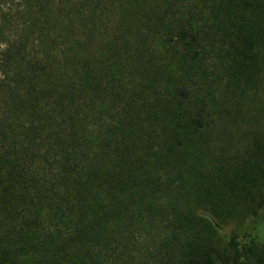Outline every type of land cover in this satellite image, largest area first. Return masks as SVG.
<instances>
[{
	"label": "trees",
	"instance_id": "trees-1",
	"mask_svg": "<svg viewBox=\"0 0 264 264\" xmlns=\"http://www.w3.org/2000/svg\"><path fill=\"white\" fill-rule=\"evenodd\" d=\"M51 10L44 53L25 60L9 46L0 61V264L131 261L141 227L159 230L134 255L146 264H264V102L241 148L216 153L210 111L186 102L188 89H176L181 102H154L160 114L140 128L143 105L96 101L109 79L92 59L103 35L110 56L122 48L149 65L156 33L167 50L217 58L231 82L250 80L264 61V0ZM124 32L138 42L119 43Z\"/></svg>",
	"mask_w": 264,
	"mask_h": 264
},
{
	"label": "rangeland",
	"instance_id": "rangeland-1",
	"mask_svg": "<svg viewBox=\"0 0 264 264\" xmlns=\"http://www.w3.org/2000/svg\"><path fill=\"white\" fill-rule=\"evenodd\" d=\"M63 2L64 0H0V61L4 50L10 47L23 53L25 60L34 54L42 55L50 34L49 25L59 19V13H51V9L54 6L60 7ZM149 36L150 51L142 57L152 59L150 58L149 65L141 62L138 67L137 57L123 52L122 48L114 56H110L113 49L104 51L105 37L102 35L94 45L92 59L100 79L106 69L109 83H101L103 86L100 87V93L103 94L97 96L96 101H104L113 106L116 103L118 108L129 101L143 105L140 110L141 128L142 124L147 126L143 122L148 120L151 124V117L160 114L155 108L160 101L172 105L180 101L182 97L178 96L176 89L185 87L190 91L186 102L206 105L210 111L214 121L213 130L207 134L213 141L210 149L216 153L220 149L230 152L240 149L248 131L256 125V115L264 102V61L259 63L252 79L246 80L240 75L238 81L231 82L232 78L225 74L224 65L217 58L213 61L210 56L190 58L179 52L174 53L167 50L164 44L161 45L156 33ZM117 39L119 43H128L138 42L139 37L124 32ZM21 65L24 69L29 67L24 61ZM119 87L125 90L120 98H116L115 92ZM156 101L159 103L153 105ZM158 231L157 228L138 229L137 242L133 248L128 247L132 260L119 261V264H146L145 259L142 262L141 258L135 259V256H139L144 247L153 248L159 237Z\"/></svg>",
	"mask_w": 264,
	"mask_h": 264
}]
</instances>
